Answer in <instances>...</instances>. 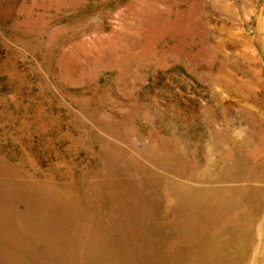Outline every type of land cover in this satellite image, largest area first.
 Masks as SVG:
<instances>
[{"label":"rangeland","instance_id":"1","mask_svg":"<svg viewBox=\"0 0 264 264\" xmlns=\"http://www.w3.org/2000/svg\"><path fill=\"white\" fill-rule=\"evenodd\" d=\"M0 264H264V0H0Z\"/></svg>","mask_w":264,"mask_h":264}]
</instances>
